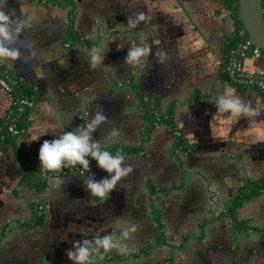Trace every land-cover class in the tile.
<instances>
[{"label": "crops", "instance_id": "0c3cea01", "mask_svg": "<svg viewBox=\"0 0 264 264\" xmlns=\"http://www.w3.org/2000/svg\"><path fill=\"white\" fill-rule=\"evenodd\" d=\"M0 14V47L17 53L0 67L18 82L0 89V264H87L67 255L81 246L104 264H264V189L231 206L245 182L264 180V95L223 79L224 0H0ZM136 48L148 52L129 60ZM241 65L264 72V56ZM18 95L34 105L12 134ZM222 98L241 111H221ZM169 112L186 152L169 126L148 128ZM98 113L90 143L129 169L103 200L87 182L113 173L96 160L55 175L37 159L43 140L79 134ZM104 237L108 250L95 243Z\"/></svg>", "mask_w": 264, "mask_h": 264}, {"label": "clouds", "instance_id": "9594fccd", "mask_svg": "<svg viewBox=\"0 0 264 264\" xmlns=\"http://www.w3.org/2000/svg\"><path fill=\"white\" fill-rule=\"evenodd\" d=\"M0 21L6 22L7 17L0 14ZM0 36H7L6 23H0ZM92 51L94 52L95 49ZM147 52V48H136L128 53V59L135 61L138 56L146 55ZM16 55V51H9L0 47V56L15 57ZM92 59L95 61L97 57L93 56ZM228 94L230 95V92ZM220 105L221 111L228 108L232 110L233 115L241 111V105L236 99L222 98ZM244 111L247 112L248 110L245 108ZM104 119L105 117L98 113L83 130L79 131V134L67 131L61 134L59 138L45 139L40 143L37 151V159L40 162L42 170L55 171L60 169L62 164L65 166L76 165L77 162L82 168L87 169L89 161L85 157L91 156L96 160L99 167L108 173H113L108 179H101L99 181L88 180L87 189L90 191L92 197L99 200L105 199L109 194V190L116 184V181L129 170L127 167L121 166L122 156L118 154L113 155L107 150H101L95 142L90 143V131ZM43 132L44 130L40 129L37 134L32 135L31 139H37L38 135H42ZM220 133L223 134V130ZM112 240V237H104L97 239L95 243L102 245L105 250H108L113 246ZM67 255L69 258L83 262L88 259L89 249L81 246L76 248L75 254L72 251H68Z\"/></svg>", "mask_w": 264, "mask_h": 264}, {"label": "built area", "instance_id": "2783aa9c", "mask_svg": "<svg viewBox=\"0 0 264 264\" xmlns=\"http://www.w3.org/2000/svg\"><path fill=\"white\" fill-rule=\"evenodd\" d=\"M241 39L236 43L235 46H233L226 58L225 61V71L228 75V80L235 85L238 86H245V87H253L259 90H262L264 92V72L260 68H256L255 70L251 72H245L242 69V59L250 53L251 56H260L261 50L254 45V43L245 35L244 31L241 30ZM17 85V81L14 79H9L5 75L0 76V89L3 92H11L15 89V86ZM34 105V101L31 98L18 95L15 103L13 112L11 113V122L7 125V131L12 134H17L19 132V129L15 125V118H17L19 115H21L26 110H29ZM172 135L175 139V142L177 143L176 149L180 152H186L187 148L182 143H178L181 137H183L182 132L174 128L171 130ZM81 174H83V170L77 171ZM49 173L55 174V175H64L67 174L65 170H55V171H49ZM48 173V174H49Z\"/></svg>", "mask_w": 264, "mask_h": 264}, {"label": "trees", "instance_id": "16d2710c", "mask_svg": "<svg viewBox=\"0 0 264 264\" xmlns=\"http://www.w3.org/2000/svg\"><path fill=\"white\" fill-rule=\"evenodd\" d=\"M225 1V5L226 8L230 11V17L233 23V31L231 32V34L227 37L226 40V45H227V49L228 51H230L229 49L232 48L233 46L236 45V43L241 39V30H243L239 15H238V11H237V4H236V0H224ZM262 9H263V19H264V0H262ZM68 36L69 37H75V32L70 28L68 31ZM229 53V52H228ZM261 54L264 56V53L261 51ZM3 68L0 67V76L5 75V72H2ZM7 78L9 79H13L12 77H10L8 75V73L5 75ZM222 76L224 80H228V75L225 71V64L223 66V70H222ZM18 85V82H17ZM242 87V86H239ZM245 86H243L244 88ZM263 95L264 92L262 90H259ZM28 97V96H25ZM30 98V97H28ZM27 111V110H26ZM25 111V112H26ZM25 112H23L22 114H24ZM21 114V115H22ZM19 115V116H21ZM18 116V117H19ZM150 121V120H149ZM156 123H162L165 124L167 126L170 127L171 130H173L175 127L172 124V116L170 114V112L164 116L163 118L159 119L158 122L157 121H150V125L148 128H150L152 126V124ZM16 127L19 129L21 127L20 121H16L15 122ZM24 125V123H23ZM3 136L6 137V133H3ZM5 140V139H4ZM3 140V141H4ZM179 143L182 142L181 139H178ZM107 151H109L111 154H115L116 150L115 148H111V149H105ZM85 159H87L89 161L88 166L90 165V163L92 161H94L95 159L92 158L91 156H86ZM88 168V167H87ZM83 170V173L85 174L87 169L82 168L81 165H79V163L77 162L76 165H63L61 166V168L59 170H65L66 173H70V172H74V171H79V170ZM49 171V170H47ZM42 183H40L41 185ZM264 189V180H249L247 182H245L243 184V187L241 189V192L239 193V195L234 198L231 202V206L232 208H236L237 206L241 205L242 203H244L245 201L254 198L255 196H257L262 190ZM43 219V215L39 214L37 216H35L32 225L33 226H37L40 225ZM105 261L102 260L100 257H98L96 254H94L93 252L89 253V258L87 261V264H104Z\"/></svg>", "mask_w": 264, "mask_h": 264}, {"label": "water", "instance_id": "95a60500", "mask_svg": "<svg viewBox=\"0 0 264 264\" xmlns=\"http://www.w3.org/2000/svg\"><path fill=\"white\" fill-rule=\"evenodd\" d=\"M245 35L264 53V19L262 0H236Z\"/></svg>", "mask_w": 264, "mask_h": 264}]
</instances>
